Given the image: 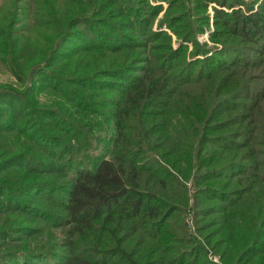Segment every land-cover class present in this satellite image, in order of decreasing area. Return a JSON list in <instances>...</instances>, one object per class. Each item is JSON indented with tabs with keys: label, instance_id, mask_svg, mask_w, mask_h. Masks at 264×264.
<instances>
[{
	"label": "trees",
	"instance_id": "obj_1",
	"mask_svg": "<svg viewBox=\"0 0 264 264\" xmlns=\"http://www.w3.org/2000/svg\"><path fill=\"white\" fill-rule=\"evenodd\" d=\"M103 1L33 0L31 4L36 2V8L32 6L26 23L16 30L11 29V22L0 28V63L14 79V83L0 86V142H7L5 146L0 144V175L7 172L0 182V197L4 199L3 202L0 198V204L3 203L0 215L11 200L22 202L19 195L30 198L20 187L10 188L11 185L4 181L9 178L10 183L20 176L13 169L36 175L41 171L46 175H61V170L67 168L69 172L63 175L70 182L68 188L44 180L33 183L30 191L33 194L44 188L51 192L62 190L68 196L64 215L58 216L62 225L68 227V239L63 247L69 249L70 255L65 258V264H184L181 261L184 256L171 246L194 245L191 237L188 238L183 216L192 199L195 202L199 195L206 196L210 192L224 204L208 214L220 215V221L224 220L216 224L213 236L220 235L219 227L222 233L213 242L206 238L207 246L199 242L194 246L197 250L193 256L197 252L206 255V249H210L217 252L219 264H264V248L257 249L260 242L264 247V61L250 59L238 71L230 73L227 86L222 84L227 77L220 74L219 68L199 81L172 84V76L154 62L143 69L134 82L126 77L129 66L115 62L112 66L109 63L108 69L99 68L95 77L81 75L78 70H74L78 74L74 78L60 75L61 70L70 68L71 61L79 55L82 56L75 61L90 58L92 52H100L104 58L106 53H119V49L127 47L117 48L129 40L119 26L108 23L109 18L97 19L109 15L107 9L106 15L102 14L106 3ZM123 4L126 5L127 0ZM18 9L14 5L11 9L10 17L15 22ZM122 16L119 10L114 11L117 19ZM217 16L232 34L263 46L264 51V12L228 14L221 10L217 11ZM144 19L136 18L142 30V24L147 22ZM104 28L112 35L116 46H108L111 39L102 31ZM29 33L37 40L30 38ZM91 37L94 41L98 39L100 44H91ZM73 39H81L92 49L80 51L82 54L73 53L68 58L64 51L69 50ZM168 49L171 52V48ZM171 54V61L179 57L175 51ZM60 61L65 64L58 67ZM186 66L182 71L191 72L193 65ZM248 69L261 74L250 78ZM242 78L246 81L237 87L236 82ZM114 79L126 84L116 85ZM41 81H45L46 89L55 95L51 108L36 106L37 95L45 89L40 86L43 90L35 91ZM254 81H260L256 83L259 93L253 90ZM189 86L199 90L185 92L184 87ZM93 87L98 92L109 90L120 97L111 101V108L99 112L93 106L104 107L103 101L92 102L91 98H101V94L93 97L71 90L88 91ZM238 100L237 104H232ZM64 101L73 105L72 115L81 113L84 116L72 121L71 112L62 109ZM185 102L191 105L181 107ZM21 103L20 110H16L15 105ZM237 106L240 114H235L232 120H214L216 112L225 113ZM8 109L15 112L7 114ZM228 127H238L237 132H233L235 139L230 140L229 134L222 137L221 140L228 143L220 144L223 149L213 151V139L206 138L209 131L218 133ZM95 131L103 135L95 140L111 145L112 150L98 159L91 169L71 166L78 164V160L65 157L89 149ZM87 133L92 135L88 137ZM157 134L159 136L154 139L158 144H155L152 137ZM165 149L170 152L164 154ZM238 150L243 151L244 159L235 157ZM162 157L173 173L162 164ZM236 168L243 171L234 172L232 178L237 180L227 191L234 200L218 188L201 187L205 181L224 179L225 172ZM189 185L195 187V193H190ZM235 190L237 192L232 194ZM41 213L43 219H50L47 212ZM14 231H22L26 237L37 233L26 226ZM12 233L11 228L0 232L2 245L16 242L11 238ZM24 249L8 250L0 253V257L6 254L15 261L43 257L40 250ZM172 253L178 254V258L172 259ZM206 259L203 256L204 263L210 264Z\"/></svg>",
	"mask_w": 264,
	"mask_h": 264
},
{
	"label": "rangeland",
	"instance_id": "obj_2",
	"mask_svg": "<svg viewBox=\"0 0 264 264\" xmlns=\"http://www.w3.org/2000/svg\"><path fill=\"white\" fill-rule=\"evenodd\" d=\"M32 1L33 0H0V28L6 27L11 22V25L13 26H11V29L16 30V28H19L26 23V18L30 14L29 12L32 6L33 8H36V2L31 4ZM103 2L106 3L104 4V11L102 10V14L106 15L108 10L109 15L102 17L99 16L97 19L100 20L101 18H109L106 20L108 23L111 22L113 25L119 26L121 32H123L129 40H125L124 44L118 46L117 48H123V46L127 47L125 49H119V53H106L108 55L104 58L102 53L92 52V56L90 58H81L78 59V61H75L78 57L82 56L79 55L75 57L74 61H71L73 63L70 65V68L66 69L67 71L65 69L61 70L62 73H59L60 75L67 78H74V76L78 75L77 71L74 70H78L81 75L95 77L96 75L94 76V74L99 68L108 69L110 67L109 63L112 66V63L115 62L120 65L126 64L129 66L126 77L130 80V82H134L140 78L143 69L149 68L154 62V64L165 68V72L172 76V84H180L186 80L199 81L207 75H211L214 69L216 70V68H219V71L221 72L220 74L223 77H227V81L222 80V84L227 86L228 82L231 80L230 73L240 69L243 64L249 63L250 59L254 61H264V55H260V53L264 52L263 46L260 47L256 44L249 43L241 38L240 35L232 34L228 27L224 26L223 21L217 16V11L221 10L228 14H232L234 12H241L243 14H261L264 12V0H147L148 3L146 0H127L126 5L123 4L125 0H104ZM13 5L15 8H19L17 10L19 15L17 16L18 19L16 22L13 17H10ZM151 9L154 10L150 13ZM115 10H119L122 13L123 16L120 19L114 17ZM22 15L23 19H21ZM136 18H145L144 20H147L145 24H142L143 30L139 25H137ZM102 31L107 34L109 39H111V41H108V46H116L115 44L117 43L112 39V35H110L105 28ZM29 35L34 41L37 40V38L31 35V33H29ZM89 40L91 44H100V41H98V39L94 41L93 37L89 38ZM71 42L73 43L70 45L69 50L64 51V55L68 58H70L73 53L74 55L82 54L83 50L89 51L92 49V47H89L88 44L81 39H78L77 41L73 39ZM169 47L171 48V52H169ZM80 51L82 53H79ZM173 51H175L179 57L176 60L171 61L170 58L173 56L171 54ZM110 59H112L111 62ZM188 63L193 65L191 72H188L187 69L182 71V69L187 67L186 65ZM63 64H65V61H60L58 67H61ZM78 65H80V68L83 67V69H79ZM171 66L174 67L170 68ZM85 69H88L89 71H86ZM69 70L73 71V74L69 72ZM248 71L251 74L250 78L261 74L259 71H250V69H248ZM113 81L116 85L123 86L126 84L125 81L119 79H114ZM242 81L244 82L246 79H238L236 82L237 87L242 84ZM257 82L259 83L260 81L253 82V84H255L253 90L259 93L260 88L256 85ZM12 83H14V79L0 63V86L3 87L2 85H9ZM48 84H51V80ZM40 86L45 87V89H39ZM46 87L47 83L45 81H41V83L37 84L35 91H44V93L37 95V99L39 101L36 106L38 108L52 107L51 101L54 99L55 95L49 88L46 89ZM191 87L192 86L184 87L185 92L191 90L192 93V91L195 92L199 90L196 86V88ZM233 88L236 87L234 86ZM71 90L79 93L91 94L93 97L101 94V98H91L92 102H94V100L95 102L103 101L102 105H105L104 107L97 108L96 106H93L94 109L99 112H101V110H104L103 112H105L107 108H111V101L120 97L116 93L109 90L98 92L94 87L88 91L81 90L80 88ZM231 91L233 90L231 89ZM243 101H245V99ZM237 102H239V100L236 101V103L233 101L232 104H237ZM62 104L63 103H61V105ZM232 104H229L228 106H231ZM262 104L264 110V102ZM106 105L108 107H106ZM190 105L191 103L185 102L181 107ZM63 106L64 107L62 109L67 110V112H71L69 118L72 121H78L80 117L84 116L81 113H78L77 116L72 115L74 113V111H71L74 110L72 109L73 105L68 104L67 101H64ZM21 107L22 103L19 106L18 104L15 105L16 110L17 108L20 110ZM11 112H15V110L8 109L6 111L7 114H10ZM239 112L240 109L238 106L235 109L226 111L225 113L219 111L214 114V120L229 118L230 121L233 119L235 114H240ZM64 119L70 121L67 117H64ZM29 120L31 122V119ZM236 129H238V127H228L227 129H224V131H220L218 133L210 130L206 138L213 139V151L223 149L220 144L224 145L228 143L227 140H221L222 137H226V135L229 134V137L231 138L229 139L234 140L235 137L233 132H237ZM87 134L88 137L92 135L91 133ZM98 136L101 137L103 135H99V133L95 131L93 135L94 141H92L89 149H82L77 155L75 154L70 157H65V159L73 158L74 160H78V164H70L71 166L91 169L94 167L98 159L104 157L108 150H112L111 145L95 140ZM157 136L159 135H154L152 139L155 140L154 138ZM6 143L7 142H0L3 146H5ZM154 143L158 144V141L155 140ZM73 145H75V143H73ZM169 152V149L164 150V154ZM242 152V150L236 151L235 157L239 158V160L244 159ZM10 155L11 154H5L7 157ZM162 161L164 162L162 164H166L167 166L165 167L169 168V173L170 171L173 173V169L163 157ZM54 162L56 164L58 161L56 160ZM216 169L217 168H214L213 171L216 172ZM13 170L20 173V176H15L17 179L10 183L9 178H6L7 180L4 181L11 185L10 188L20 187L21 192L26 194L27 197L30 195V198L26 199L23 195H19V197L21 196V203H19L20 200L18 199L11 200L6 209L4 208V210H2L4 212L0 215V232H4L7 228H11L13 232L11 238L13 237L12 240L16 242L8 245H2L0 242V253L8 250L16 252V250L21 251L25 250L24 248H29L34 252H37V250L42 251L43 257L29 259L26 261H15V259H12L13 257H6L5 254L0 257V264H65V258L70 255L68 252L69 249L63 247L65 246L63 244L67 243L66 241L68 237L66 236V231L68 227L62 225L58 216L64 215V206L67 204L68 196L62 190L51 192L45 190L44 188L43 190L36 191L33 194H30V191L33 183L36 184L44 182V180L55 184V186H65V188H68L70 182L65 175H63V173L69 171H67V168H63L61 170V175H46L43 171L37 172L38 175H36L32 173H24L22 169ZM241 171H243L242 168L232 169L231 171L225 172V175L226 173L227 175L224 179L216 178L210 181H205L201 187L212 186L218 188L221 191L226 192L229 197L234 200L235 197L227 191L237 180V178H232L235 174L234 172ZM228 172L232 173L228 175ZM6 173H1L0 182L5 178ZM146 179H148V177H146ZM223 188L225 189L223 190ZM189 190L191 194L196 192L195 187L192 185H189ZM236 192L237 191L235 190L232 194ZM202 196L205 195H199V199L195 202L192 199L193 206L191 201L183 216V219L186 222L188 234L190 235L188 238L191 237L194 245L173 244L171 246L172 249L178 248V254H182V256H184L181 259V261H184V264H193L197 263V261H199L198 264H205L203 256L207 258L206 260L210 264H219L217 252L213 253L210 249H206V255H202L197 252L193 256V253L195 252L194 250H197L194 246H196L199 242H202L203 244L205 242L207 246L205 241L206 238L207 240H212L211 242L220 238L222 227H219L221 230L219 236L214 237L213 231L217 229L216 224H218V222H224L223 219L220 221V215H208L211 213V210H219L218 207L222 208V206H224L222 201L220 199H216V195H210V192L206 195L209 199H205L207 197ZM0 198L4 202V199L2 197ZM2 205L3 203L0 204V208ZM14 210H17V212H14ZM42 211L45 213L47 212L50 219H43L44 215H42ZM20 226H26L28 229L37 233L30 237L24 236L25 234L22 231L14 233V230ZM261 243L262 242L259 243L260 245H257L258 250H263L264 248ZM178 254L172 253L170 254V257L172 259H177Z\"/></svg>",
	"mask_w": 264,
	"mask_h": 264
}]
</instances>
